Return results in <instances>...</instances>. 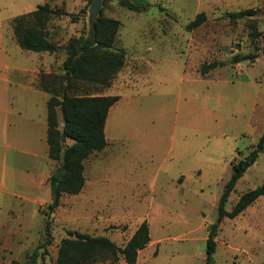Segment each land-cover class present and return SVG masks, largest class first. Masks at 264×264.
Wrapping results in <instances>:
<instances>
[{
  "label": "rangeland",
  "instance_id": "1",
  "mask_svg": "<svg viewBox=\"0 0 264 264\" xmlns=\"http://www.w3.org/2000/svg\"><path fill=\"white\" fill-rule=\"evenodd\" d=\"M123 1L102 0L98 12L119 21L112 47L125 53L122 68L108 85L76 82L70 90L119 95L109 115L113 123L124 109L112 126L118 141L84 162L90 184L60 197L50 215L51 241L38 264H55L67 230L105 235L122 246L143 220H150L151 240L136 264H207L208 226L216 221L232 163L248 154L264 130V0H140L147 4L141 12ZM45 3L69 13L53 16L47 25L57 50L21 49L12 18ZM90 5L88 0H0L1 64H36L42 54L49 71L62 74L69 42L90 35ZM247 8L255 9L252 17L226 16ZM199 12L205 21L188 29ZM235 55L255 57L230 62ZM213 61L224 64L201 74V66ZM19 91L0 80V264H27L44 241L48 178L58 164L44 153L24 154L21 150L30 147L13 140L17 131L30 134L34 114L20 105L19 116L9 106L10 95ZM263 179L264 149L237 180L225 208ZM219 227L213 264H264V196Z\"/></svg>",
  "mask_w": 264,
  "mask_h": 264
},
{
  "label": "trees",
  "instance_id": "2",
  "mask_svg": "<svg viewBox=\"0 0 264 264\" xmlns=\"http://www.w3.org/2000/svg\"><path fill=\"white\" fill-rule=\"evenodd\" d=\"M123 4L137 12L143 11L147 5L140 0H124ZM68 14L64 9L51 7L45 3L38 5L32 11L13 17L11 22L17 44L21 49L28 51L55 52L57 45L49 39L48 22L53 16ZM254 14L253 8L226 12V16L233 20L249 18ZM205 19V13L199 12L186 27L196 28ZM118 26V20L106 18L98 13L93 21V27L90 28V35L69 42L66 58L62 63L63 73L41 72L39 75L37 86L50 95L47 100L48 157L58 164L48 178L51 199L46 210L44 241L37 243L28 256L27 264H38V258L44 259L47 252L46 245L51 241V213L59 206L63 194L75 195L82 190L85 182L84 162L93 152L101 151L107 145L104 134L105 121L110 107L118 101L119 95H78L71 93L70 90L76 82L108 85L112 77L122 68L125 53L121 49L112 47ZM254 57L255 55H235L230 62L238 63ZM221 64H224L223 61L203 64L200 72L204 75ZM68 140L71 142L69 143ZM263 149L264 130L248 154L236 163H232V172L218 199L216 221L208 226L205 247L207 264H213L215 237L221 221L225 217L238 216L258 197L264 196L263 179L257 187L241 193L230 210L225 208L237 180L255 162ZM66 234L67 236L60 241L55 264L116 263L119 259H123L127 264H136L139 250L146 247L150 241L146 220L138 224L122 246L105 235H92L75 230H67ZM10 264L17 262L12 261Z\"/></svg>",
  "mask_w": 264,
  "mask_h": 264
},
{
  "label": "crops",
  "instance_id": "3",
  "mask_svg": "<svg viewBox=\"0 0 264 264\" xmlns=\"http://www.w3.org/2000/svg\"><path fill=\"white\" fill-rule=\"evenodd\" d=\"M2 36H3V33L0 32V49H1V45H2V43H1V37ZM41 55L39 54L35 58L36 64L32 63L30 57L28 58L27 62H30L32 64H25L26 63L25 62L22 65L12 66V67L9 66V64L6 62L1 64V61H0V80H4L11 85L13 84L14 89L16 87L20 88V91H19L20 93L14 92L13 94L10 95L11 100H10L9 106L11 108L15 109V111H17V115H19V116L21 115V111L23 110V108H22L23 106H20V105H24L26 108L31 109L34 113L30 117L31 121H32L31 127L29 128L30 134L25 133L23 135L21 132L17 131V132H15L14 136L12 137L14 141L24 140L26 142L27 147H30L29 148L30 150H24L23 149V150H21V152H23L24 154H26L28 156H34V157H38V156L42 155L43 153L48 156V144H47L46 137H47V100L49 98V94L47 92L41 90L37 86V81H38V78H39V75L41 72L47 73L50 71H49L48 66L45 65L44 62H41V60H40ZM1 59L2 58L0 56V60ZM1 73H2V75H1ZM7 73H8V75H7ZM10 73H12V78H13L12 81L10 79ZM106 95H110V94H106V93L102 94V96H106ZM116 103L117 102H115V104ZM115 104H113V105H115ZM113 105L110 107V109L108 111L106 121H105V126H104V134H105V139L107 141L106 146H108L109 142H112L113 140L118 141V139L116 137L115 138L113 137L115 131L113 130L112 126L115 122H117L118 118H120L121 115L122 116L124 115V109H123L119 113V115L117 116L116 120L113 123H111L109 120V115H110V110L112 109ZM7 125H8V128H11L12 125L15 127V124H11V123H7ZM17 129L20 130L21 128H17ZM122 141H123V139H122ZM84 177H85V168H84ZM88 182H89L88 179L85 177V182H84V186L82 189H84V187H86L87 184H90V182L89 183ZM48 184H49V182H48ZM28 185L31 186V184H28ZM1 187H2V185L0 184V196H3L2 191H1ZM45 188H46V186H45ZM9 193H11L14 196L17 195V197L22 196L23 198H25V196L20 195L16 192H9ZM50 199H51V196H50ZM225 218H227V217H225ZM149 221L150 220H148L147 223ZM222 221H221V223H222ZM148 226H149V232H150V230H151L150 226L151 225L148 224ZM150 240H151V238H150ZM145 248L146 247H144L143 249H145ZM143 249H141V250H143ZM141 250H139V252ZM139 252H138V254H139ZM137 259H138V257H137Z\"/></svg>",
  "mask_w": 264,
  "mask_h": 264
},
{
  "label": "water",
  "instance_id": "4",
  "mask_svg": "<svg viewBox=\"0 0 264 264\" xmlns=\"http://www.w3.org/2000/svg\"><path fill=\"white\" fill-rule=\"evenodd\" d=\"M102 4V0H92L91 5L89 8V14H90V22H89V27H93V21L98 15V12L100 10ZM92 39L94 40V35L92 36Z\"/></svg>",
  "mask_w": 264,
  "mask_h": 264
}]
</instances>
